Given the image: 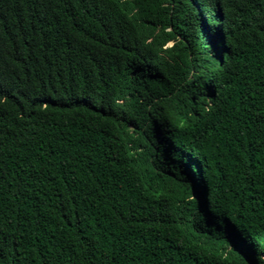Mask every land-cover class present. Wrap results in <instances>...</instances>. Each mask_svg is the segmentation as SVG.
I'll return each instance as SVG.
<instances>
[{
  "label": "trees",
  "instance_id": "trees-1",
  "mask_svg": "<svg viewBox=\"0 0 264 264\" xmlns=\"http://www.w3.org/2000/svg\"><path fill=\"white\" fill-rule=\"evenodd\" d=\"M0 264H264V0H0Z\"/></svg>",
  "mask_w": 264,
  "mask_h": 264
}]
</instances>
